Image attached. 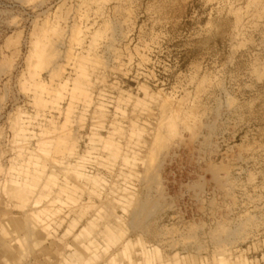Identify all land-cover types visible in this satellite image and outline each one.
I'll list each match as a JSON object with an SVG mask.
<instances>
[{"label":"rangeland","instance_id":"374dc122","mask_svg":"<svg viewBox=\"0 0 264 264\" xmlns=\"http://www.w3.org/2000/svg\"><path fill=\"white\" fill-rule=\"evenodd\" d=\"M84 1L0 0V264H264V0Z\"/></svg>","mask_w":264,"mask_h":264},{"label":"bare ground","instance_id":"6f19581e","mask_svg":"<svg viewBox=\"0 0 264 264\" xmlns=\"http://www.w3.org/2000/svg\"><path fill=\"white\" fill-rule=\"evenodd\" d=\"M84 1V0H83ZM93 1V3H94V0H92ZM88 2V1H87ZM83 3V2H82ZM84 3H85V1H84ZM92 3V4H93ZM87 4V3H86ZM86 4H84L85 6H86ZM90 4H88V6H89ZM94 5H96V1H95V3H94ZM87 6V7H88ZM91 6V5H90ZM96 6H99L100 7V5H96ZM84 7V6H83ZM92 7V6H91ZM91 7H88V8H90L91 10H88V9H86L87 11H94V9L92 10V8ZM97 8L96 10H95V12H93V14L95 13V15H101L100 14V12H99V10H100V8ZM86 8V7H85ZM85 10V11H86ZM102 10V9H101ZM100 10V11H101ZM88 13V12H87ZM102 13V12H101ZM83 14V13H82ZM92 14V13H91ZM89 14H87V16H88ZM94 15V16H95ZM84 16H85V13H84ZM86 16V18L85 19H87L88 17ZM81 17V16H80ZM84 18V17H83ZM92 17H90V19H91ZM97 18V17H96ZM89 19V20H90ZM93 19V18H92ZM92 19H91V21H92ZM80 20H81V18H80ZM58 27V26H57ZM46 28V27H45ZM90 28V27H89ZM77 30V29H76ZM79 30V29H78ZM86 31H87V29H85ZM85 30H84V32H83V35L82 36H78V34H76V39H74L75 40V42H73V43H75V45H77V47H78V49L79 50H81V52H83V53H85V55L86 56H84V58H86V61L88 62V64H91L92 62H95V60L97 59V56H99V55H97V50H100V49H97L98 47H97V43L96 42H94V40L95 39H98V38H96L97 37V35H99L98 33H97V35H93L92 36V38L90 37V39H89V35L88 36H86L88 33H86V34H84L85 33ZM60 31V30H59ZM80 31H81V29H80ZM75 33V32H74ZM79 33V32H78ZM59 34V32H58V29L53 25V26H50V27H48L47 28V30H44L43 31V33L42 34H40L39 33V35H37V36H35L34 38H33V40H32V44H33V50L31 51L32 52V56H34V57H36V59H37V64L34 66V68L33 69H31V70H29L28 72H29V78H31V80H33V81H36V77L38 76V71H39V68H41L47 61H48V59H49V56H51V55H53V53H56V51L53 49V43H52V41H55L56 42V40H53L52 38L53 37H56L57 35ZM56 35V36H55ZM75 35V34H74ZM74 35H73V37H74ZM81 35V34H80ZM91 36V35H90ZM74 37V38H75ZM58 38H59V36H58ZM72 38V37H71ZM56 39H57V37H56ZM73 39V38H72ZM71 39V40H72ZM57 40H60V39H57ZM77 41V42H76ZM95 41H97V40H95ZM49 42H51V43H49ZM70 43H71V41H70ZM98 43H99V41H98ZM50 44V45H49ZM52 45V46H51ZM58 45V44H57ZM73 45V44H72ZM99 45H100V43H99ZM54 47H56V46H54ZM58 47V46H57ZM69 47H71V45L69 46ZM75 47V46H74ZM73 49V48H72ZM81 52H76V51H72L71 49L69 50V48H68V57L69 58H71V60H75V62L74 63H76V62H80V58H83V55H81ZM137 54H139L140 55V53H137ZM138 55V56H139ZM141 56V55H140ZM143 57H145L144 55H143ZM99 58V57H98ZM51 59V58H50ZM49 59V60H50ZM144 59V58H143ZM143 59H141L142 61H143ZM146 59V58H145ZM83 60V59H82ZM98 60V59H97ZM96 60V61H97ZM85 61V60H84ZM85 61V62H86ZM145 61V60H144ZM143 63V62H142ZM77 64V63H76ZM74 65V68H73V71L75 72V74H76V76L77 77H81V75L83 76V75H85L86 73H87V71L83 68V67H81V65ZM82 64V63H81ZM87 64V63H86ZM32 66V65H31ZM89 66V65H88ZM87 67V66H86ZM93 67V66H92ZM57 68H59V66H57ZM30 69V68H29ZM90 69V68H89ZM55 69L52 71V74L50 75V77L52 78L53 76H54V74H55ZM53 75V76H52ZM27 78V77H26ZM25 78V79H26ZM50 78V79H51ZM54 78V77H53ZM52 78V79H53ZM76 81H77V78L75 79ZM82 80V79H81ZM81 80H79V81H81ZM52 81V80H51ZM27 82V81H26ZM77 82H75V84L73 85V94H75V93H77V91L79 90V91H81L82 89H84V88H81V86H78L77 84H76ZM87 84V83H86ZM36 85H37V83H36ZM81 85V84H80ZM65 86H66V82H64V81H60L59 83H57V88H51V96H52V94H54V93H52V92H54L55 91V95H59L60 93H61V88L63 89V88H65ZM37 87V89L38 88H40V86L39 85H37L36 86ZM59 87V88H58ZM85 90V89H84ZM83 91V90H82ZM84 92V91H83ZM49 94V93H48ZM72 94V95H73ZM47 100V99H46ZM43 97H37L36 99H35V104L38 106V107H41V106H45L46 104H47V101H46ZM102 103V102H101ZM120 105V104H119ZM196 106V105H195ZM121 107V106H120ZM122 110V109H121ZM193 111V110H192ZM39 113V112H38ZM48 113V112H47ZM38 115V114H37ZM47 115V114H46ZM40 116V115H39ZM38 116V117H39ZM43 117H45L46 118V116H43ZM48 118V117H47ZM16 119H17V122L15 123V121H14V125H16V127H17V129H19V130H21V132H26V131H28V132H31V133H33L34 131L33 130H31L30 131V127H28L29 125H27L28 123H27V121H26V119H21L20 117H16ZM29 119V118H28ZM27 119V120H28ZM50 118H48V120H49ZM30 120V119H29ZM32 121L34 120L33 118L31 119ZM48 120H46V121H48ZM31 121V122H32ZM50 121V120H49ZM48 121V122H49ZM52 121V120H51ZM29 122V121H28ZM39 123V122H38ZM42 123V122H41ZM51 123V122H50ZM31 124V123H30ZM37 124V123H36ZM40 124V123H39ZM38 124V125H39ZM33 125V124H32ZM31 125V127L33 128L34 126H32ZM35 125V124H34ZM37 125V126H38ZM48 125H50L49 123H48ZM52 125H53V123H52ZM41 126H42V124H41ZM15 127V126H14ZM54 127H55V125H54ZM39 128H41V127H39ZM41 129H43V128H41ZM45 129H47V127L45 128ZM18 131V130H17ZM40 132V131H39ZM46 132H44V133H39L40 135H42L43 134V137H44V135H46L45 134ZM29 134V133H28ZM47 135H48V133H47ZM54 136V135H53ZM37 137V136H36ZM49 137V136H48ZM40 138V137H39ZM38 138V139H39ZM46 137H44L43 139L46 141L47 139L49 140V138H47V139H45ZM41 139V140H40ZM39 140L40 141H44L42 138H40ZM38 140V141H39ZM59 140H62L61 138L59 139ZM50 141H52L51 139H50ZM65 141V140H64ZM61 142H59V144H60ZM47 150V149H46ZM47 153H49L48 152V150L46 151ZM42 153V152H41ZM42 154H44V153H42ZM45 155H47L48 156V154H45ZM32 158V157H31ZM52 159V158H51ZM29 163V162H28ZM30 164V163H29ZM1 168V167H0Z\"/></svg>","mask_w":264,"mask_h":264},{"label":"crops","instance_id":"0c3cea01","mask_svg":"<svg viewBox=\"0 0 264 264\" xmlns=\"http://www.w3.org/2000/svg\"><path fill=\"white\" fill-rule=\"evenodd\" d=\"M90 223H93V221L91 220ZM85 231H86V233H85ZM102 232H103V236L101 235ZM102 232H98L96 235H92L91 230H88V228H85L84 231H81L79 233L80 236L81 235L85 236V238H86V246L85 247L88 250H91L92 253L97 252V249H98L97 247L99 246V242H98L99 236H101L102 238L104 237L105 240H109V239L114 240V238H115L114 235L111 234V229L108 226H104V230ZM77 255H79V253H76V258H78ZM76 258H73V260L77 261Z\"/></svg>","mask_w":264,"mask_h":264}]
</instances>
